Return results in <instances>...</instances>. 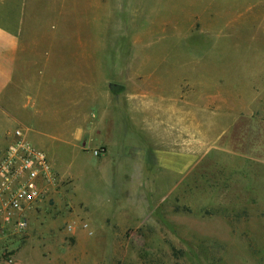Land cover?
Listing matches in <instances>:
<instances>
[{
	"label": "rangeland",
	"instance_id": "rangeland-1",
	"mask_svg": "<svg viewBox=\"0 0 264 264\" xmlns=\"http://www.w3.org/2000/svg\"><path fill=\"white\" fill-rule=\"evenodd\" d=\"M77 8L85 18L99 11L104 76L146 79L163 94L175 84L185 93L193 81L203 84L200 93L211 80L222 94L247 91V107L211 118L200 99L198 127L168 133L165 143L138 112L119 111L117 132L106 133L110 149L79 142L59 151L56 181L26 213L27 227L0 225V264H264V82L258 102L248 100L264 65V0H98ZM80 24L90 38L94 22ZM80 61L66 54V65Z\"/></svg>",
	"mask_w": 264,
	"mask_h": 264
},
{
	"label": "crops",
	"instance_id": "crops-1",
	"mask_svg": "<svg viewBox=\"0 0 264 264\" xmlns=\"http://www.w3.org/2000/svg\"><path fill=\"white\" fill-rule=\"evenodd\" d=\"M97 1L0 0V142L3 148L12 139V130L6 129V124L13 120L15 128L21 129L27 140L45 149L54 167L60 164L59 151L75 149L79 142H104L105 148L110 149L113 145L111 139L106 140V133L111 137L117 132L119 111L138 112L143 128L165 143L168 133L192 132L198 127L193 118L200 109V99L206 101L205 109L211 118L235 115L246 109L247 91L222 94L216 87L210 89L211 80L200 93L198 87L203 84L193 81L187 83L185 93H179L175 84L163 94L152 89L146 79L115 80L104 76L103 65H97L98 53H102L100 35L95 31L99 11L94 10L96 15H88V20L81 16L80 8L76 9L79 4L95 7ZM71 20L74 30L66 24ZM85 20L94 22V34L90 38L80 24ZM57 27L60 28L56 30ZM68 52L77 53L81 64L66 65ZM254 76L248 84L251 89L248 100L258 102L264 65ZM49 110L54 111V118L45 115ZM39 203L35 210L39 209Z\"/></svg>",
	"mask_w": 264,
	"mask_h": 264
},
{
	"label": "built area",
	"instance_id": "built-area-1",
	"mask_svg": "<svg viewBox=\"0 0 264 264\" xmlns=\"http://www.w3.org/2000/svg\"><path fill=\"white\" fill-rule=\"evenodd\" d=\"M55 181L46 152L15 128L11 141L0 154L1 227L23 231L27 227L26 213L36 208Z\"/></svg>",
	"mask_w": 264,
	"mask_h": 264
}]
</instances>
